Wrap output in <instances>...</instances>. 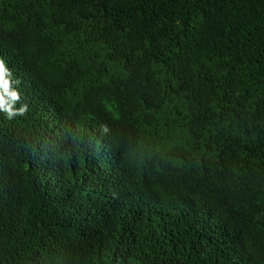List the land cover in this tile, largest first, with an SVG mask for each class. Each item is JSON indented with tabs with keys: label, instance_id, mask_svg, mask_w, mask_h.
I'll use <instances>...</instances> for the list:
<instances>
[{
	"label": "trees",
	"instance_id": "trees-1",
	"mask_svg": "<svg viewBox=\"0 0 264 264\" xmlns=\"http://www.w3.org/2000/svg\"><path fill=\"white\" fill-rule=\"evenodd\" d=\"M0 264H264V0H0Z\"/></svg>",
	"mask_w": 264,
	"mask_h": 264
}]
</instances>
